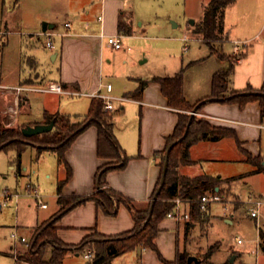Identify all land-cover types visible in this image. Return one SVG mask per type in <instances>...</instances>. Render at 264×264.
I'll return each instance as SVG.
<instances>
[{"label": "crops", "instance_id": "0c3cea01", "mask_svg": "<svg viewBox=\"0 0 264 264\" xmlns=\"http://www.w3.org/2000/svg\"><path fill=\"white\" fill-rule=\"evenodd\" d=\"M9 1L14 6H19L21 3V0ZM209 1L183 0L182 15L187 18L195 17L193 23H188L191 24V28L192 26L195 28L201 22L204 8ZM5 2L6 0H0L1 5H4ZM153 2L154 0H41L36 8L33 22L25 21V24L23 22L19 25L20 27H13V29L8 27V17L5 19L0 17V31H5L0 34V41H2L0 48L11 46V37H17V42H19L16 58L12 64L5 63L2 54L0 56V116L2 123L7 127H12L8 124L7 113L9 107L15 105L16 96L18 97V113L14 126L41 122L45 111L71 114L61 106L63 104L61 98L74 94L45 90H20L16 92L14 89H9L11 86L43 87L51 81H56L67 90L90 93L99 89L101 83H113L112 80L119 81L120 87H117L116 82L113 83L112 93L128 97L129 100H126L129 103L138 104L141 119L139 125L130 124V127L121 128L116 125L118 119L113 118L114 135L120 151L122 154L131 156V158L125 167L108 171L106 182L108 186L132 198L138 207H144L151 200L152 192L160 176L159 152L164 150L166 137L173 132L178 121V114L176 108L168 105L167 97L162 93L158 82L153 81L152 78L147 79L133 75L131 70L128 71L126 68L114 70L115 65H113L114 61L111 56L119 52L126 55L129 54V50L122 49L123 46L114 48L107 43L106 35L132 36L148 30L151 26V13L149 11ZM231 7H237L236 12H230ZM261 8L262 0H233L225 8L223 36L226 40H230L232 43L234 40H240L242 44H247V41L253 36L261 37L255 45L248 48L251 56L248 57L247 55L237 61L231 86L238 90L244 89L248 85L257 88L264 83V37L261 36L264 30H262L261 23L257 22V14ZM56 20H60V22L57 24ZM65 21H69L71 26L66 27ZM171 21L173 27L180 24L174 20ZM44 23L47 26L46 30L43 29ZM251 30L253 32L248 33ZM42 31L55 32L53 36L55 50L51 54V62L47 63L48 70L42 67L44 55L42 50L35 46L37 40L33 38L34 34L43 35L40 34ZM252 56L256 57L258 63L254 64V58L252 62ZM144 60L142 59L141 62ZM124 64L126 65L127 62L124 61ZM214 71L215 69L212 70V72ZM210 79L209 74L208 82L205 80L206 83L196 87L194 92H191L192 90H189L184 82V96L188 102L194 103L210 94ZM142 80H146L147 83L141 90V96L135 97L139 92ZM29 92L46 93L44 95H48L50 99L43 95L32 96ZM78 96L85 97L82 103L84 113L78 114L80 111H73L75 112L72 114L73 116L85 115L90 101L94 97L89 94ZM34 98L38 99L40 103L37 110L33 109ZM51 100H54L55 103H50ZM121 102L116 103L123 114L127 105L121 104ZM75 105L80 106L81 103L78 101ZM200 113L212 125L234 129L244 150L250 153L253 158H264V116H262L258 100L249 101L243 107L234 102L211 101L200 109ZM23 114L26 115L25 118H22ZM28 149H30L29 153L31 154L25 156L24 153ZM5 151L15 152L14 159L9 161V168L15 171L16 178L25 174L31 175L32 172L35 174L32 177L36 180H39L41 176L52 180L51 189H54L50 194L54 195L55 209L46 215L41 213L39 209L34 210L35 222L30 227L31 234L38 224L58 210L60 205L57 201V185L66 176V165L63 162H58L53 166L48 164V166H43L45 165L44 161L46 162L50 157L47 153L53 151L50 149L40 151L38 144H29L21 153V168L17 171L15 164L17 152L15 150ZM189 155L194 162L179 165L180 175L187 178L198 175L218 176L222 179V186L228 185L234 193H238L233 188L234 182L241 179L243 182H248L254 175H264L263 170L258 169L257 165L247 160L246 153L238 147L232 137H223L219 140H200L190 146ZM64 157L72 171L71 177L62 186L61 191L64 195H85L94 192L96 189L95 174L98 167L106 162L115 161L114 158L98 155V128L95 125L89 126L75 138L66 149ZM27 158L29 160L35 159V161L28 164L26 163ZM261 163L264 164V159ZM237 164L240 169L235 167ZM33 178L27 182L32 181L36 184ZM216 189L218 190V187ZM263 191H252L251 193L259 194ZM19 199L20 197L16 201V205L20 202ZM211 204L206 211L202 212L200 218L178 222L174 218L165 216L159 222V229L154 242L164 259L172 261L175 259L177 251H185L188 243L187 236L196 224L204 225L208 229L209 226H213L218 217H222L227 222H233V216L214 214ZM42 208H48V204ZM56 224L60 239L66 243L75 244L94 231L105 235H115L128 231L134 226V218L132 212L124 204H120L116 213L111 215L98 207L95 201L88 200L69 210ZM21 226L17 224L15 228L19 229ZM182 235L184 238L181 244ZM164 239L168 242L172 253L167 254V256L160 252ZM12 247V245L9 246L8 254L10 255ZM150 249L149 247L137 246L115 256L110 264H130V251L136 250L134 257L140 260L139 264H149L145 256ZM81 253L83 251L72 250L66 256L68 254L80 255ZM66 256L63 259V264H66ZM120 259H122V263ZM87 261L85 264L92 263V260L87 259ZM211 261L215 264L225 262ZM159 264H163L161 260Z\"/></svg>", "mask_w": 264, "mask_h": 264}, {"label": "trees", "instance_id": "16d2710c", "mask_svg": "<svg viewBox=\"0 0 264 264\" xmlns=\"http://www.w3.org/2000/svg\"><path fill=\"white\" fill-rule=\"evenodd\" d=\"M232 1L210 0L204 8L201 22L194 28V32L202 34L203 40L208 44L211 52L217 53L222 58L226 56L219 52L211 41L223 39L225 8ZM246 53L245 48L234 59L228 56L230 59L229 67L218 69L212 74L210 94L194 103L188 102L184 96V68L171 76L152 77L153 81L160 84L162 93L167 97L168 105L177 109L178 121L173 132L166 137L164 150L159 152L160 176L152 192L151 199L160 183L167 148L173 143L168 154L165 181L158 193L151 213L149 211L151 200L144 207H138L132 198L108 186L106 182V173L108 171L125 167L131 158V156L121 153L114 135L113 118L114 115L121 111L120 108L114 111L106 110L103 107L102 99L94 96L90 101L87 113L81 118L66 113H49L45 111L43 121L28 124L49 123L53 120V128L31 136H26L21 131V128L28 124L7 127L2 123L0 116V150H15L17 152L15 159L17 171L21 168V153L29 144H38L40 151L44 149L55 150L61 162L66 165V176L57 185V201L60 206L48 219L33 229L25 250L21 252L22 256L30 264H63V259L69 251L82 252L90 249L93 253L92 263L110 264L115 256L141 246L157 251L163 264H215L201 258L198 263H189L187 260L188 255L185 251H177L175 259L168 261L159 253L154 238L159 229V222L174 206L172 198L177 195L185 199L189 198L190 219H194L202 217V212L205 211L199 207L201 195L215 192L217 187L218 192L224 190L222 179L218 176L198 175L187 178L179 174V165L194 162L189 155V149L192 144L204 139L219 140L223 137H232L238 147L246 153L247 160L257 165L258 169L264 171V164L261 163L263 157L253 158L250 153L244 150L234 129L212 125L209 121L198 119L194 114L187 112L189 110L199 111L206 103L211 101L234 102L243 107L249 101L258 100L262 116H264V83L257 88L248 85L240 90L231 86L230 74L233 72L234 62L244 58ZM146 83V80L141 81L139 92L135 97L141 96V90ZM188 122L190 123L187 133L183 136ZM91 125H95L98 128V155L114 158L115 161L106 162L98 167L95 174L96 189L94 192L85 195H64L61 191L62 186L72 174L70 166L66 163L64 153L75 138ZM88 200L95 201L98 207H101L107 214L111 215L116 213L120 204L126 205L134 218L133 228L115 235H105L94 231L86 235L79 243L64 242L58 236L57 221L69 210ZM260 237V248L262 247L264 252V232L262 230L260 231ZM212 248L211 246L210 250ZM221 264H227V262Z\"/></svg>", "mask_w": 264, "mask_h": 264}, {"label": "rangeland", "instance_id": "374dc122", "mask_svg": "<svg viewBox=\"0 0 264 264\" xmlns=\"http://www.w3.org/2000/svg\"><path fill=\"white\" fill-rule=\"evenodd\" d=\"M40 1L41 0H21L19 6H14L9 0H6L4 5L0 4V17L2 19L8 17V27L11 29H13V27H20L19 25L23 22L25 24V21L32 23L36 8ZM183 3V0H154L149 11L151 13L150 28L132 36L120 34L123 45L122 49H128L129 54L124 55L119 52L118 54L115 53L111 56L114 61L113 65H115L114 70L116 71L118 68L119 70L126 68L128 71L131 70L133 75L151 79L153 75L171 76L184 68L185 85L189 90H192L191 92H194L196 87L202 86L206 83L204 82L205 80L208 82L209 74L212 78V74L216 70L229 67L230 59L228 56L234 59L238 53L244 51L246 45V56H251L248 48L251 45H255L256 42L261 39V37L256 35L248 40L247 44L241 43L237 51H233L234 46L232 41L230 42V40H226L225 37H223L222 40H213L211 42L214 47L226 57L222 58L217 53L211 52L208 44L203 40L202 34L195 33L194 30H192L194 26L191 28V24H188L191 23V20H195V17L192 16L187 18L182 15ZM236 8L237 7H231L229 11L234 13L236 12ZM257 19V22L261 23L262 30H264V0H262V8L260 12L258 11ZM171 20L179 22V26L173 27ZM56 21L57 24L60 22V20ZM251 32H253V30L248 33ZM261 36L264 37V32H262ZM33 38L37 40L35 41L37 42L35 46L41 49L44 55L42 67L48 70L47 63L51 62V54L55 49L54 47L46 46L45 35L37 36L34 34ZM10 42L11 46L8 48H0V56L2 54L5 63L12 64L16 58V51L19 42H17V37H11ZM1 45L2 43L0 44V47ZM185 45L187 46L186 50L184 49ZM232 51L233 53H231ZM253 58L254 64L258 63L256 57L253 56L251 58L252 62ZM142 59L145 60L141 62ZM124 61L127 62L126 65L124 64ZM237 64L238 62H234L233 72L230 74L231 84ZM213 69H215L214 72H212ZM238 69L239 67L237 70ZM46 73H48V71H46ZM112 81L114 84L115 82L117 83V87H120L119 81ZM110 83L113 85L112 82ZM29 94L32 96H35L36 94L46 97L48 96L44 95L46 93L42 94L41 92H29ZM48 99H50L49 96ZM61 99H63L61 102L63 104H61V106L71 112L70 115L75 113L73 111H80L78 114L84 113V111H82L84 107L82 103L84 102L85 97L72 95L64 96ZM78 101L81 103L80 106L75 105ZM51 102H54V100H51L50 103ZM121 104L127 105V108H125L123 114L120 112L114 115V118L118 119L116 125L121 128L130 127V124L139 125L141 116L138 104L132 102L129 103L127 100L121 102ZM39 105L40 103L38 99L36 100V98H34L33 109L37 110ZM61 106L60 108L63 109ZM191 111L192 110H189L188 112L190 113ZM198 112H200V110ZM194 115L198 119L207 120L203 115ZM25 116L26 115L23 114L22 118H25ZM79 117L81 118L83 115H79ZM50 150L53 152L47 153L50 157L46 162L44 161L45 165L43 166H53L55 163L58 164V162H61L58 153L53 149ZM29 152L30 149L26 150L24 153L25 156L31 154ZM14 157V151H0V264H14L12 256L8 254L9 246L13 244L11 232L17 230L18 233L26 234L28 237L31 235L30 227L35 222L34 210L39 209L41 213L46 215L51 213L56 206L54 195L50 194L54 189H51L52 180L45 177L43 178V176H41L39 180H36V178L32 177L34 174L32 172L31 175L25 174L20 178H16L15 171L9 168V161L14 159ZM31 157L34 158V156ZM34 161L35 159H26V163L28 164ZM235 167L240 169L238 164ZM30 178H33V181L36 183L35 185L39 188L40 193L42 194L43 201L48 204V208H42L39 205V199L28 194L26 182ZM233 184L235 191L245 197L252 191L258 192L264 190V175H254L248 182H243L241 179ZM223 186L224 190L221 193L225 196L226 200L231 201L229 202V207L233 213L225 210L223 207V204L225 205L227 203L226 201L223 204L213 202L211 204L212 211L214 214H219L221 216L222 214L233 216V222L230 223L225 221L222 217H218L213 226H209L208 229L204 225L196 224L187 236L186 240L188 243L185 247L186 254L188 256L191 254L196 255L198 258L208 261L213 260L217 263L225 261L227 264H264V252L262 251V247L257 250V252L255 250V239L258 235L255 221L250 217L245 206L241 202H232L234 198L237 200L240 197V194L232 192L230 187L226 184ZM15 191H18L21 194L18 205H16L17 203L14 197L6 199L4 195L5 192L14 193ZM17 224L22 226L19 229H16L15 225ZM261 224V230L264 232V220H262ZM183 238L184 235L181 236V244ZM237 238H241L243 242H238ZM211 246L213 247L212 250H210ZM25 248L24 245H18V250H20V252H23ZM135 252H137V250L134 252L130 251V264H135L136 262L139 264L140 262L139 259H135L134 257ZM160 252L165 256H167V254H172L168 242H166L165 239L160 247ZM83 254L84 251L80 255L68 254L65 263L85 264L88 261ZM145 259L149 264H159L160 261L157 251L151 249L145 256ZM120 262L122 263V259H120Z\"/></svg>", "mask_w": 264, "mask_h": 264}, {"label": "built area", "instance_id": "2783aa9c", "mask_svg": "<svg viewBox=\"0 0 264 264\" xmlns=\"http://www.w3.org/2000/svg\"><path fill=\"white\" fill-rule=\"evenodd\" d=\"M64 25L66 27H70L71 23L69 21H65ZM4 32L5 31H0V34ZM40 34H43L46 36V41H45L46 46L54 47L53 36L55 35V32L42 31L40 32ZM106 41L114 48H121L123 46L120 34L106 35ZM241 43L242 42L240 40L233 41V46H234L235 51L239 49ZM184 49L186 50L187 46H184ZM9 89H14L16 92H19L20 90H45V91H50V92L68 93V94H74V95L89 94V95L101 98L104 109L109 110V111H114L119 108L116 102L118 101L121 102V101L128 99V97H125V96L114 95L112 93L111 83H101L99 89L93 92H90V93L82 92L79 90H67L59 82H56V81H51L43 87H35V86H30V85H18V86H11L9 87ZM17 99L18 97L16 96L15 105L10 106L8 113H7V121H8V124L11 126H14L17 121V113H18ZM190 113L202 115L198 111H191ZM26 188L28 190L29 195H32L39 199V205L41 207L47 206V203L44 202L42 199V194L40 193L39 188L34 183L27 182ZM4 195L6 199H11L12 197H14L15 200L17 201L21 194L19 192H14V193L5 192ZM172 201L174 202V206L172 209H170L167 212L166 217L174 218L178 222L189 220L190 219V199L189 198L185 199V198H182L180 195H177L174 198H172ZM225 201L227 203L224 205L223 203H225ZM234 201L241 202L245 206L250 217L255 221V226L258 232L257 238L255 239L256 240L255 250L257 252V250L260 249V244H261V237H260V231H261V225H262L261 222L262 220H264V191L259 194L249 193L245 197L240 195V197L237 200L234 198L232 202ZM213 202H219L223 204V207L225 208V210H228L233 213V211L229 207V202L231 201L226 200L225 196L221 192H218V190L212 193H205L201 195L199 198V207L201 210L206 211L208 209V206ZM28 238L29 237H27L26 235L18 233L17 230H14L11 232V239L13 241L11 256H12V259L14 260V264H29V262L22 256L20 250H18V245L26 246L28 244ZM237 240L238 242H243L241 238H237ZM84 256L88 260L93 259V253L90 249L85 250Z\"/></svg>", "mask_w": 264, "mask_h": 264}, {"label": "water", "instance_id": "95a60500", "mask_svg": "<svg viewBox=\"0 0 264 264\" xmlns=\"http://www.w3.org/2000/svg\"><path fill=\"white\" fill-rule=\"evenodd\" d=\"M191 22L193 23L194 20H191ZM46 27H47L46 23H44L43 24V29L46 30ZM214 100H216V99H214ZM192 111H196V110H192ZM191 114H193V113H191ZM189 123L190 122H188L183 136H185L186 133H187ZM53 125H54V121L53 120H51L49 123H36L34 125L28 124V125L22 127L21 131H22V133L24 135L31 136V135H34V134H39V133L51 130L53 128ZM172 145H173V143L168 146L167 151H166V158H165V162H164V165H163V170H162L160 183H159V185L157 187V190H156L155 194L153 195V197L151 199L150 210H149L150 213H151L153 205H154V203H155V201L157 199L158 193L160 192L161 187L163 186V183L165 181V175H166L167 168H168V154H169V151H170ZM187 260H188L189 263H191V262H195V263L200 262V258H198L196 255H192V254L188 256Z\"/></svg>", "mask_w": 264, "mask_h": 264}]
</instances>
